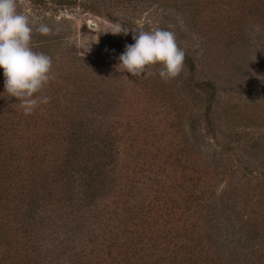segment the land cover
I'll use <instances>...</instances> for the list:
<instances>
[{
    "label": "rangeland",
    "instance_id": "obj_1",
    "mask_svg": "<svg viewBox=\"0 0 264 264\" xmlns=\"http://www.w3.org/2000/svg\"><path fill=\"white\" fill-rule=\"evenodd\" d=\"M44 1L15 0L17 12L29 18L30 47L52 59L54 79L42 90L50 100L36 113L46 122L47 145L74 131L86 143L97 141L85 160L103 165L101 196L91 199L90 220L85 217L90 229L112 253L115 238L129 240L134 224L152 223L161 242L164 226L186 225L187 233L169 238L168 254L186 245L226 264H264V24L246 19V41L237 42L231 37L236 16L225 8L195 16L159 0L134 9L114 0ZM107 13L139 31L173 32L194 59L195 77L186 67L168 82L159 77V65L147 78L118 70L133 32L112 34L118 24ZM41 25L48 34L38 31ZM201 81L217 89L213 132L200 91L189 86Z\"/></svg>",
    "mask_w": 264,
    "mask_h": 264
},
{
    "label": "trees",
    "instance_id": "obj_2",
    "mask_svg": "<svg viewBox=\"0 0 264 264\" xmlns=\"http://www.w3.org/2000/svg\"><path fill=\"white\" fill-rule=\"evenodd\" d=\"M159 1L173 2L181 12L195 16L210 9L214 14L224 8L229 10L237 20L233 22L235 27L232 24L231 34L237 42L246 41L242 27L246 19L264 24V0ZM114 2L134 9L146 0ZM107 17L125 29L139 31L130 21L111 13H107ZM184 67L190 78H194L196 64L187 53ZM189 86L200 91L205 105L206 128L213 132L211 110L217 95L214 83L201 81L191 85L189 82ZM0 87V264H75L77 259L94 264H226L219 255L215 257L204 249L190 250L186 245H181V253L168 254L170 248L167 246L173 242L169 238L176 239L177 234L187 233L184 229L186 225H169L166 229L164 226L161 230L166 235L162 236L164 242H161L158 240L160 236L154 238L156 230L152 223L134 224L128 232L132 235L129 240L119 243L115 238L116 244L110 247L113 250L111 253L105 241L90 229L92 205L89 202L93 204L92 200L101 196L103 189L97 178L101 177L98 167L103 165L89 164L85 160L90 162V148L97 141L86 143V140L75 137L74 131L68 139L62 137L59 141L53 138V144H45L41 123L46 122L39 116L42 113L34 111L24 115L17 98L4 93V80L0 81ZM63 140H67L68 144L63 145ZM62 151L65 153L62 154ZM101 155L106 153L102 151ZM171 250L174 253L175 250ZM101 253L107 254L104 257L99 255ZM155 255L161 259L153 261Z\"/></svg>",
    "mask_w": 264,
    "mask_h": 264
},
{
    "label": "clouds",
    "instance_id": "obj_3",
    "mask_svg": "<svg viewBox=\"0 0 264 264\" xmlns=\"http://www.w3.org/2000/svg\"><path fill=\"white\" fill-rule=\"evenodd\" d=\"M41 34L50 29L41 25ZM32 28L27 15L17 12L15 0H0V69L4 76V93L15 97L24 115H30L50 97L42 94L54 79L52 59L30 47ZM120 25L112 34L127 35ZM134 43L125 46L119 55L118 70L133 77L153 75L151 67L159 65V77L168 82L180 75L185 62V51L176 42L175 34L166 29L133 32Z\"/></svg>",
    "mask_w": 264,
    "mask_h": 264
}]
</instances>
